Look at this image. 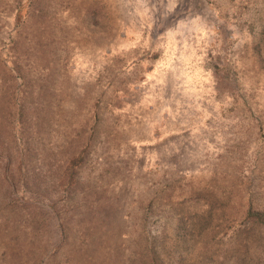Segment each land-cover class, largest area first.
I'll return each instance as SVG.
<instances>
[{"label": "rangeland", "instance_id": "rangeland-1", "mask_svg": "<svg viewBox=\"0 0 264 264\" xmlns=\"http://www.w3.org/2000/svg\"><path fill=\"white\" fill-rule=\"evenodd\" d=\"M249 211L264 0H0V264H264Z\"/></svg>", "mask_w": 264, "mask_h": 264}, {"label": "trees", "instance_id": "trees-1", "mask_svg": "<svg viewBox=\"0 0 264 264\" xmlns=\"http://www.w3.org/2000/svg\"><path fill=\"white\" fill-rule=\"evenodd\" d=\"M22 112L23 111L21 110V115H22ZM208 208L209 207H207V209L205 210V212H204L205 214L201 215V217H200V221L203 222L204 226L205 225L208 226L214 217L213 212H212V205H211V209H208ZM247 220L249 222H251V224L254 228V227H256V225H258V223L264 221V215L262 213H257V212L254 213L252 211H249L247 214ZM65 237H66V235H65ZM65 237H64V239H65ZM65 241H67V240H65ZM250 260H252V259L249 257H243L242 262H240L239 264H251Z\"/></svg>", "mask_w": 264, "mask_h": 264}, {"label": "bare ground", "instance_id": "bare-ground-1", "mask_svg": "<svg viewBox=\"0 0 264 264\" xmlns=\"http://www.w3.org/2000/svg\"><path fill=\"white\" fill-rule=\"evenodd\" d=\"M120 11V10H119ZM156 41V40H155ZM156 44V43H155ZM159 47V46H158ZM163 48V47H162ZM162 48H160V49H162ZM152 51V50H151ZM157 52V51H156ZM72 90V89H71Z\"/></svg>", "mask_w": 264, "mask_h": 264}]
</instances>
